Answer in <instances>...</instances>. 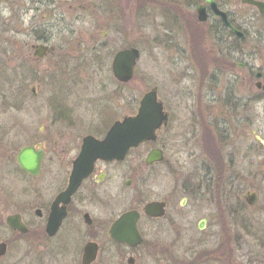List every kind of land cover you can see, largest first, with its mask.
I'll list each match as a JSON object with an SVG mask.
<instances>
[{"label": "flooded vegetation", "instance_id": "obj_1", "mask_svg": "<svg viewBox=\"0 0 264 264\" xmlns=\"http://www.w3.org/2000/svg\"><path fill=\"white\" fill-rule=\"evenodd\" d=\"M97 1L98 4L96 0H0V95L6 98L0 108L12 112L22 108L20 92L14 94V85L21 80L30 86L29 101L35 106L36 100L37 107L50 114L40 129L33 126V121L28 129L25 122L14 126L13 118L10 140L0 136V145L11 144L7 158L0 155V203L5 206L0 211V244L7 246L4 255H0V264H257L255 258L251 259L253 263L246 259L248 243L243 245L239 237L232 239L226 227L228 218L244 225L245 237L260 247L255 252L264 254V174L260 180L255 175L259 150L263 151L264 160V131L260 132L258 127V111L264 113V61L254 65L263 52L259 49L264 50V41L253 49L252 64H240L248 31L236 23L229 10L232 0L214 2L227 14L230 24L244 34L243 39L216 15L206 0L196 7L194 0H185L188 9L195 8V19L204 24L209 40L207 45L205 40L201 44L198 41L190 52L185 50L191 56H180L188 61L189 74L202 73L207 83L200 101L193 89L189 90L186 121L193 129L192 136L200 129L211 164L203 169L197 187L189 181L159 196L155 184L162 173L157 168L166 161L171 133L169 139L158 140L173 121L172 111L159 94L168 122L157 131L156 141L130 150L122 160L95 159L93 141H103L116 123L131 116L123 114L117 118L113 102L106 101L112 106L102 102L94 105L91 95L83 94V86H88L85 79L93 74L92 66L111 62L115 79V55L127 48L114 52L113 40L105 30L112 20L114 0ZM237 3L264 19L256 7L241 0ZM91 7L99 17L91 30L77 31L74 24L66 23L69 10L77 15L76 11H88ZM199 7L205 8L206 22L200 21ZM171 12L174 24L185 23L184 10L177 7ZM190 17L197 27L194 14L190 13ZM185 26L182 24L181 28ZM89 46L92 50L85 54ZM193 50L197 55L204 54V73L199 68V55L196 57ZM8 65L14 66L11 79L3 72V66ZM235 65L241 70L236 71ZM244 69L250 71L254 82L250 95H242L236 88L240 79H246ZM211 79L217 89L209 88ZM226 79L230 87L223 88ZM2 81L8 82V86H2ZM246 110L251 118L246 121V129L255 143L246 146L248 152L242 155L238 143ZM98 111L101 119L95 118ZM14 129L16 138L22 134L20 130L32 134L31 141L19 148L15 156ZM86 142L91 144L85 148ZM25 148L37 155L33 156V166L35 158L41 156L38 167L31 171L24 170L19 163ZM141 149L146 151L135 153ZM155 150L162 153V160L149 164L147 159ZM132 157L141 164L140 170L131 168ZM17 176L26 181L16 178L14 185ZM203 192L207 200L197 230L204 234V248L198 250L191 219L195 213L188 209L193 206L192 199L201 200L198 193ZM253 196L251 204L249 199ZM250 212L254 215L248 216ZM12 216L17 228L14 230L7 223Z\"/></svg>", "mask_w": 264, "mask_h": 264}, {"label": "rangeland", "instance_id": "obj_2", "mask_svg": "<svg viewBox=\"0 0 264 264\" xmlns=\"http://www.w3.org/2000/svg\"><path fill=\"white\" fill-rule=\"evenodd\" d=\"M203 1L204 0H194L193 2L196 4V7L197 4ZM96 3L98 4L97 0ZM114 3L115 8L111 16L112 20L109 24H107L108 21H105L104 24H107L108 27L105 28V30L109 33L108 38L113 40L111 45L114 52L126 47H136L140 50L141 56L137 64L135 78L125 86L119 85L118 82L113 79L111 62L103 65H93V69H91L93 74L89 73V70H83L85 73L90 74V76L85 79L88 86H86L87 88L83 86V94L91 95L94 105L101 104V102L104 105L110 104L106 103V101L113 102L115 115L117 118H121L123 114L135 115L143 95L151 89L157 88L160 99L165 101L166 105L173 113L172 123L166 132L160 134L158 140L159 142H163L165 139H169L167 136H170L171 133V138L168 140L167 145L168 151L166 161L157 168V170L162 173V178L155 184L158 195L165 196L167 193L172 192V190L178 189L181 184L188 183L189 181L197 187L200 185L201 178L203 177V169L208 167L210 161H208L205 154L206 149L202 135L200 134V129L195 135H191L193 129L187 125V113L185 110H189L190 106L189 90L193 89L194 95H196L200 101L202 98L201 92L202 90L203 92L206 91L207 83L204 74H189V72H191L189 70L190 65L188 61L180 59V56H191L189 53L187 54L185 50L190 52L191 47H196L198 41L201 44V42L205 40L207 45L208 38L206 39V37L208 36L205 34L204 24H198V21L195 19V8L188 9L185 0H114ZM89 4L93 7L91 1ZM92 7L88 11H76L78 13L77 15L74 11L69 10L66 14V23L68 25H70V23L74 24L77 31L81 30L82 32H86L91 30V26H94L99 18L97 11L92 9ZM177 7L185 11L183 13L185 19L182 18L185 23L179 22L178 25L176 23L174 24L175 21L171 14V10ZM229 10L234 14L236 23L243 26L248 31L247 38L242 45L243 55L240 64H246V62L252 64L253 49L260 41H264V19L257 17L256 13L251 9L238 4L237 0H232ZM14 12H17L15 5ZM190 13H192V15L194 14L197 27L192 24ZM76 18H79V20H76ZM182 24H186L185 29L181 28ZM187 27H189V29ZM89 34H91V32H89ZM68 35L69 33L66 32V40H69ZM9 39L11 40V38ZM91 50L92 47L89 46L85 54H88ZM259 50L263 52L260 53L258 58L256 57L257 60L254 62V65L263 64L262 61H264V59H262V54L264 55V50ZM2 52L3 50L0 51V56ZM104 53L105 52H103L102 55H104ZM195 55L197 57L199 54L197 55L195 51ZM201 57L204 58L202 62ZM199 58V68L204 73L205 70L203 69L206 64L204 54H200ZM3 68V72L5 73L4 76L11 79L14 74V66L8 65L3 66ZM235 70L239 71L241 68L235 65ZM249 74L250 71L244 69L243 76L246 77V79H240V81L236 83V88L241 91L242 95H250L253 93L254 86L252 83L254 84V82ZM23 82H25V86ZM213 83L214 81L211 79L209 88L217 89V87H213ZM1 84H3L2 86H8V82L2 81ZM224 86L227 88L230 87L228 79L223 82V88ZM29 89L30 86L26 81L20 80L17 81V85H14V94L17 93V91L20 92L24 103L21 109L14 110V112H12L11 109L0 108V136L8 137L7 139L10 140L11 135L9 131L13 118L14 126H19V124L21 126V123L25 122V128L27 129L30 127L29 125L32 121L34 122L33 126L40 129L43 125L42 121L49 120V112L47 113L39 109L36 100H34L35 106L33 105V101H29ZM39 95L42 96L43 92L40 91ZM5 99V97L0 95V105L2 103L4 104ZM94 100L96 101L94 102ZM201 109L203 110V106H201ZM217 110L219 109H216V111ZM246 112L244 113L247 117L243 118L244 127L242 126L240 129L241 135L238 143V145L240 144L241 146L242 155L248 152L245 148L246 146L255 143V139L251 136L250 130L246 129L248 125L246 121L251 120L249 115L250 112H248V110H246ZM95 118L101 119L99 111L97 116L95 113ZM258 127L260 132L264 131V113L259 111ZM5 131L8 134L5 135ZM23 131L25 130H20L22 134L16 138L15 132L17 131L14 129V156L19 148L31 141L30 136H32V134H29V131ZM194 131L196 130L194 129ZM10 145V143H3V145H0V155L2 157L7 158ZM145 151L146 149H141L135 153L139 154ZM258 153L261 154L257 160L258 168L255 169V175L258 174L260 180L261 176L264 174V160L263 151L259 150ZM130 162L131 168L134 170L141 169V164L135 162V158L132 157ZM16 178L26 181L25 178L17 176L14 177V185L16 184ZM20 184H25V182H21ZM198 194L201 195V200L195 199L194 201L192 199L191 205L193 206H190L188 211L194 209L195 214L191 219L194 221L195 226V249L202 250L204 248V234L198 232L197 226L203 215L202 208L204 207V200L207 199L204 192L203 194ZM4 210L5 206L0 203V211ZM250 213L248 216L254 215V212ZM227 222L226 233L230 234L231 238L234 240H236V237H239L238 239H241L243 245L248 243V251H246L248 255V258H246L247 261L248 259L251 260L255 258L257 264H264V254L255 252L259 250L260 247L256 242L248 239L243 234L245 232L243 227L245 226L242 224L237 225L235 220L229 218ZM3 237H5V235ZM232 245L234 246L235 244L232 242Z\"/></svg>", "mask_w": 264, "mask_h": 264}, {"label": "water", "instance_id": "obj_3", "mask_svg": "<svg viewBox=\"0 0 264 264\" xmlns=\"http://www.w3.org/2000/svg\"><path fill=\"white\" fill-rule=\"evenodd\" d=\"M243 4L256 7L258 11L264 15V2L256 0H241ZM215 11L216 15L221 17L224 23L230 27L240 38H244V34L236 30L228 21L225 12L219 10L214 0H206ZM199 18L201 22L207 21V15L204 7L198 8ZM140 58V51L136 48L125 49L118 52L113 61V74L117 81L121 83H129L135 77L136 66ZM168 122V114L164 111V107L158 100V89L153 88L147 92L140 101L138 112L134 116L126 117L122 121L116 123L103 141H93V151L95 159L106 160H122L131 150L138 148L146 142L155 141L157 139V131ZM91 143L86 142L85 148ZM33 156H37L31 148H25L19 156V163L26 171H31L38 167L40 155L35 158L36 162L33 166ZM162 160L160 151H152L147 159L149 164ZM255 197H251L249 202L254 203ZM7 223L11 229H17L14 225V216L9 217ZM7 246L0 244V255H4Z\"/></svg>", "mask_w": 264, "mask_h": 264}]
</instances>
